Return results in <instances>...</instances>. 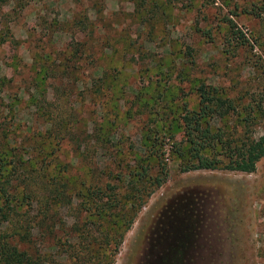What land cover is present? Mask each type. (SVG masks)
Segmentation results:
<instances>
[{"label":"rangeland","instance_id":"1","mask_svg":"<svg viewBox=\"0 0 264 264\" xmlns=\"http://www.w3.org/2000/svg\"><path fill=\"white\" fill-rule=\"evenodd\" d=\"M199 82L264 104V0H0V173L35 175L43 264H264V156L183 170Z\"/></svg>","mask_w":264,"mask_h":264},{"label":"trees","instance_id":"2","mask_svg":"<svg viewBox=\"0 0 264 264\" xmlns=\"http://www.w3.org/2000/svg\"><path fill=\"white\" fill-rule=\"evenodd\" d=\"M195 89L198 95L197 107L190 109L187 104L183 105L180 116L183 123L185 151L179 145L178 153L185 156L183 170L185 172L197 169L254 171L257 162L264 156V134L259 136L239 134L230 137L222 127L214 124L216 121L236 117L242 127H248L257 118L264 117V104L254 100L241 106L231 98L222 96L217 87L205 82L197 83ZM6 155L11 156L3 153L2 159L6 158ZM6 164L5 161L4 165ZM20 166V161L14 160L8 170L1 167L3 171L0 173V264H43L44 255L41 249L36 247V244L40 247V233L36 235L30 232L28 215L19 213L15 202L16 198H25V193L33 196L37 203L43 200V196L36 195L38 185L34 180L35 175L31 177L23 170L20 173ZM140 173L142 177L146 171ZM155 180L157 185L162 182L159 176ZM18 181L24 184L22 188L24 194L18 189L17 184V187L13 188L12 182ZM48 192H52V189L49 188ZM37 208L41 210L43 206ZM34 235L37 239L33 238ZM30 242L34 244V251L30 250V247L32 248L28 245Z\"/></svg>","mask_w":264,"mask_h":264}]
</instances>
